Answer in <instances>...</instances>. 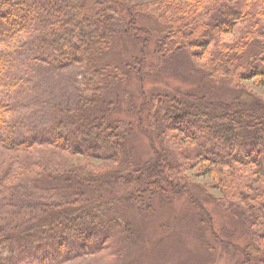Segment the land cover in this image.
Masks as SVG:
<instances>
[{"label":"rangeland","instance_id":"374dc122","mask_svg":"<svg viewBox=\"0 0 264 264\" xmlns=\"http://www.w3.org/2000/svg\"><path fill=\"white\" fill-rule=\"evenodd\" d=\"M47 1V10L18 23V32L0 38L1 64L17 60L0 76V235H40L46 226L44 216L50 220L52 213L46 211L47 203L68 204L69 195L61 197L80 192L79 199L92 201L85 208L106 216L104 223L117 225L116 232L102 249L92 253L86 249L59 264H261L263 171L249 157L233 163L232 156L221 153L213 155L214 162H204L191 139L161 121L171 114V105L189 101L194 107L201 101L223 107L236 100L264 109L263 76L236 75L230 67L214 63L221 46L242 40L251 21L236 22L231 33L215 35L209 46L199 49L197 44L187 46L180 35L168 41L170 32L164 25L186 33L184 27L191 21L187 19L203 14L207 2L213 3L211 10L221 2L245 12L254 0L108 1L98 6L107 18L102 50L69 63V55L61 58L54 51L66 47V42L60 47L55 37L58 30L61 34L69 30L58 28L63 18L56 17L65 4ZM97 68L101 72L92 80L87 73ZM242 89L254 94L252 102L242 96ZM87 129L106 131L107 144L88 149L79 138L83 131L90 132ZM32 138L47 140L35 143ZM114 141L127 154L105 157ZM182 153L191 156L185 161ZM227 160L233 167L222 165ZM147 164L153 168L148 167L140 182V170ZM168 164L178 165V172H166ZM218 170L233 181V176L239 178L233 199L214 176ZM112 176L125 180L111 187ZM157 191L161 195L156 196ZM256 210L257 217L250 220ZM254 239L262 247L260 253ZM65 250L78 252L70 246ZM66 251L57 259L68 257ZM38 260L32 264L47 263Z\"/></svg>","mask_w":264,"mask_h":264},{"label":"trees","instance_id":"16d2710c","mask_svg":"<svg viewBox=\"0 0 264 264\" xmlns=\"http://www.w3.org/2000/svg\"><path fill=\"white\" fill-rule=\"evenodd\" d=\"M63 1L64 11L59 10L58 16L63 18V24L58 28H68V32L63 29L58 30L56 33V43L59 42L61 47L62 42H66V47L61 50L59 47H54L55 52L60 54L61 58L67 55L70 61L82 59L83 54H94L96 51L99 53L102 49L100 44L103 43L102 29L104 28L103 19L107 20L104 15H101L98 6H102L103 3L112 0H61ZM96 1V2H95ZM235 0H232V2ZM73 3V4H71ZM70 4V6H69ZM95 4L97 6L95 7ZM244 4H249L248 0H245ZM213 3L207 2V8L204 13L195 14L188 18L191 20L190 24L185 25V29L188 32L177 31L174 32V28L170 24H164L165 28H168V36L166 39L169 41L173 35L178 37H184L187 46H196L199 48H205V45L209 46L213 37L216 35H224L231 33L234 29L236 22L251 21L252 28L246 32L244 38L237 43L230 44V46H221L220 53L217 55V60L214 62L219 67H230V70H234L236 75L251 76H263L264 77V0H254L252 8L249 11H235L231 8V5L218 2L216 9L208 8L212 7ZM47 0H0V38H7L15 30L18 32L20 29L17 27L18 23H25L26 20H30L36 16L40 11L44 12L48 9ZM74 6V7H71ZM80 7V9H78ZM95 7V8H94ZM199 7L202 8V2L199 1ZM58 8V7H57ZM127 8V7H126ZM132 9V7H130ZM203 10V9H202ZM74 11V12H73ZM93 19H96L92 21ZM249 19V20H247ZM111 20V16L108 17ZM198 20H211L210 24L202 23ZM98 24V25H97ZM92 28V30H91ZM91 30V31H90ZM76 32V33H75ZM256 32L258 38L255 39L254 34ZM178 37V38H179ZM171 44V43H170ZM201 46V47H199ZM72 54V56H70ZM0 54V59L3 60ZM15 59L7 61V63L1 64L0 62V76L8 70V66H14L16 64ZM247 62H249L247 64ZM10 63V65H9ZM93 65V64H92ZM90 65V66H92ZM87 67V64L85 63ZM218 68H216L218 70ZM245 70V72H244ZM101 69L97 68L96 71L90 72L87 75L92 78L98 76ZM242 96L249 99L252 102L254 94L248 90L242 89ZM252 99V100H251ZM201 101V100H199ZM247 101V100H246ZM201 106H193L192 102L189 103H177L171 105V114L161 118L164 126L167 123L175 126L177 131L184 134L189 140L191 139L196 144L197 153L200 155V159L204 162L215 161L213 155H222L227 158L228 155L232 156L233 163L245 162L249 157L251 162L258 165L259 169L264 173V109L256 106H246L237 104L236 100L232 105H224L223 107L215 104H208L201 101ZM193 106H191V105ZM246 104V103H245ZM207 105V107H205ZM237 106V107H235ZM262 107V106H261ZM221 109V111H219ZM168 124V125H169ZM108 130V129H107ZM87 131H90L87 129ZM165 129L163 131L167 132ZM40 133L42 131H39ZM83 139L88 146V149L96 150L98 146L107 144V132H85L83 131ZM40 136H44L41 134ZM84 137V138H82ZM113 136L111 135V138ZM173 139L175 136H171ZM88 138V139H87ZM35 143H44L47 139L39 138L33 139ZM45 140V141H44ZM175 141V140H173ZM113 150L106 148L104 151L105 157L111 158L121 154L120 152L127 154L125 149L120 148V144L114 141ZM116 148V150H115ZM118 148V149H117ZM74 150H77L75 147ZM82 150V149H80ZM195 151V150H194ZM236 152V153H235ZM196 153V151H195ZM196 153V154H197ZM185 161L190 158V154L182 153ZM192 154H194L192 152ZM180 159L178 153L175 154ZM173 155V156H175ZM181 155V154H180ZM245 155V156H244ZM184 159L183 157H181ZM198 158V157H197ZM222 165L227 168L233 167L230 160L222 161ZM215 164V163H214ZM153 165L147 164L140 170V182L143 180L141 176L148 175L149 168H153ZM166 172H178V165L168 164ZM206 169V168H204ZM119 171H115L118 174ZM121 173V172H119ZM176 173L174 175H178ZM235 175V174H233ZM216 178L221 182L226 189V194L232 199L236 196L238 190L239 178L223 173L222 170H218ZM157 178V177H156ZM103 179V178H102ZM125 180L122 176H112V179L108 183L111 187L118 186L119 183ZM129 182L130 179L126 178ZM143 182V181H142ZM156 183V182H155ZM106 186V185H104ZM162 187H159L161 189ZM163 189V188H162ZM154 193L156 196L161 195L159 191ZM162 192V191H161ZM72 194H65L61 198L64 200L69 195L68 204L56 205L54 203H47L46 211L52 210L50 220L44 216L46 221L45 229H40L39 233L28 234L23 232L20 236H10L8 234L0 235V264H32L33 260H38V263L45 261L46 264H59L71 258L72 255L78 256L83 254L86 249L89 253L94 250H100L105 244V240L111 237V234L116 232L117 225H107L104 223L106 216H100L95 211L92 212L89 208H85L90 205L92 201L88 198H84V202ZM148 193H152V190H148ZM153 194V195H154ZM166 197V196H161ZM50 206V207H48ZM46 208V207H45ZM259 210L254 211L255 214L249 216L250 220L257 217ZM59 214V217L52 218ZM52 219V220H51ZM109 221H114L115 218H107ZM39 235V236H38ZM44 238L43 241L39 238ZM96 242V246L91 247L92 243ZM252 243H258L256 239L251 241ZM249 245H253L252 243ZM66 246L71 248H77L78 252L67 253ZM80 248V249H79ZM91 248H94L93 250ZM260 244L258 246L257 253H260ZM66 251L68 257L58 260V254ZM71 255V256H70ZM261 264H264V260H261Z\"/></svg>","mask_w":264,"mask_h":264}]
</instances>
